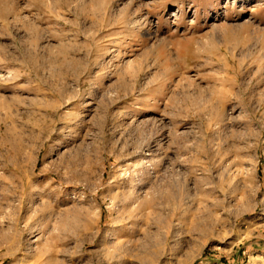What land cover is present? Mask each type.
Instances as JSON below:
<instances>
[{"label": "rangeland", "instance_id": "obj_1", "mask_svg": "<svg viewBox=\"0 0 264 264\" xmlns=\"http://www.w3.org/2000/svg\"><path fill=\"white\" fill-rule=\"evenodd\" d=\"M0 264H264V0H0Z\"/></svg>", "mask_w": 264, "mask_h": 264}, {"label": "bare ground", "instance_id": "obj_2", "mask_svg": "<svg viewBox=\"0 0 264 264\" xmlns=\"http://www.w3.org/2000/svg\"><path fill=\"white\" fill-rule=\"evenodd\" d=\"M172 192V191H171ZM172 195V194H171ZM122 228H124V227H122ZM122 228H120V229H122ZM118 231V230H117ZM120 232H122L121 230H120ZM124 232V231H123ZM122 232V233H123ZM117 237V236H116ZM123 240V239H122ZM115 241V240H114ZM120 241V240H119ZM116 242H118V240L116 241ZM122 246V247H121ZM125 246V245H124ZM113 248V247H112ZM115 248H117V247H115ZM119 248H121V251H122V249H124L123 248V245H120V247ZM107 249V248H106ZM117 250V252H118V249H116ZM120 250V249H119ZM116 254V253H115ZM114 255V254H113ZM117 255V254H116Z\"/></svg>", "mask_w": 264, "mask_h": 264}]
</instances>
